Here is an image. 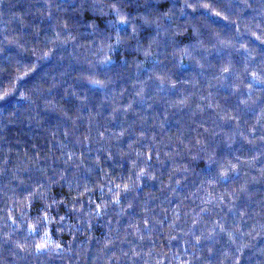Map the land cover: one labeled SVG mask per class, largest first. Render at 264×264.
<instances>
[{
  "label": "clouds",
  "instance_id": "9594fccd",
  "mask_svg": "<svg viewBox=\"0 0 264 264\" xmlns=\"http://www.w3.org/2000/svg\"><path fill=\"white\" fill-rule=\"evenodd\" d=\"M0 264H264V0H0Z\"/></svg>",
  "mask_w": 264,
  "mask_h": 264
}]
</instances>
